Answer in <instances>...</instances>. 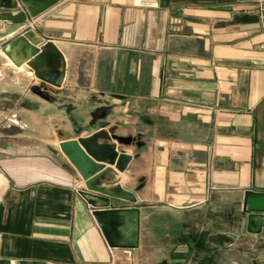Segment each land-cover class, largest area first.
<instances>
[{"label":"crops","instance_id":"crops-1","mask_svg":"<svg viewBox=\"0 0 264 264\" xmlns=\"http://www.w3.org/2000/svg\"><path fill=\"white\" fill-rule=\"evenodd\" d=\"M15 1L12 15L61 53L64 80L37 90V137L0 129V264H216L239 251L264 264V230L249 235L243 213L247 191L264 194V23L251 0ZM18 35L0 39L2 98L39 85L2 53ZM87 126L81 137L104 127L135 157L124 173L106 165L137 191L108 208L124 209L115 248L59 150ZM217 234L246 241L218 249Z\"/></svg>","mask_w":264,"mask_h":264},{"label":"water","instance_id":"water-1","mask_svg":"<svg viewBox=\"0 0 264 264\" xmlns=\"http://www.w3.org/2000/svg\"><path fill=\"white\" fill-rule=\"evenodd\" d=\"M15 0H0V24H9L5 32L0 33V39L19 34L3 49L2 53L17 68L27 66L30 73L39 81L38 94L48 87L61 88L64 73L63 57L52 42H44L33 30L26 28L27 16L17 10ZM40 46V47H39ZM93 126H87L76 132L77 138L59 144L61 154L73 166L84 182V195L88 205L93 209V217L100 227L109 247H118L114 241L116 227L119 224V214L124 209H108L115 201L135 204V193L121 188L115 181V172L106 168L114 167L118 173H124L135 159L132 155L118 152L117 145L121 140L112 131L101 128L87 137H81L83 132H89ZM141 149L142 144H136ZM253 201L249 203V199ZM104 206L106 209H99ZM243 213L247 216L246 232L249 235H261L264 230V194L247 191L244 195ZM238 237L217 234L209 236V245L218 249H228L238 242ZM160 264H169L162 262Z\"/></svg>","mask_w":264,"mask_h":264},{"label":"rangeland","instance_id":"rangeland-1","mask_svg":"<svg viewBox=\"0 0 264 264\" xmlns=\"http://www.w3.org/2000/svg\"><path fill=\"white\" fill-rule=\"evenodd\" d=\"M35 80L37 81V79ZM1 88L0 82V91ZM30 108L34 110L37 109V88H34L33 91H28L22 96L14 93H10L9 97L2 98V96H0V119H5L4 123L0 124V129L2 125L3 127L11 125L10 128H8L11 134L16 135L18 132L22 131L26 137H37V124L32 118L35 112L33 110L31 111ZM67 112H71V109H67ZM73 122H76L75 119ZM62 128L69 129L71 128V125L66 122ZM58 136L63 135L59 134ZM238 240L239 244H243L246 241V237H238ZM247 242H249V240ZM240 247L241 250L249 249L248 247L242 245ZM257 254V251H239V253H237V257L234 256L227 259L225 257L218 256L216 258V264H256L255 259ZM198 259H200V257H198Z\"/></svg>","mask_w":264,"mask_h":264},{"label":"built area","instance_id":"built-area-1","mask_svg":"<svg viewBox=\"0 0 264 264\" xmlns=\"http://www.w3.org/2000/svg\"><path fill=\"white\" fill-rule=\"evenodd\" d=\"M251 2L255 5L256 11L258 13L259 20L264 23V0H251ZM2 73L0 72V79L2 78ZM82 192V197L87 201V198ZM90 207V206H89ZM91 208V207H90ZM91 213H93V209L91 208ZM127 257H131V252L130 251H125L124 252Z\"/></svg>","mask_w":264,"mask_h":264},{"label":"flooded vegetation","instance_id":"flooded-vegetation-1","mask_svg":"<svg viewBox=\"0 0 264 264\" xmlns=\"http://www.w3.org/2000/svg\"><path fill=\"white\" fill-rule=\"evenodd\" d=\"M36 90V89H35Z\"/></svg>","mask_w":264,"mask_h":264}]
</instances>
